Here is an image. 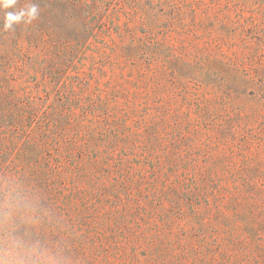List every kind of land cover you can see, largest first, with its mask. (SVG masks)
Returning a JSON list of instances; mask_svg holds the SVG:
<instances>
[{
  "label": "trees",
  "instance_id": "1",
  "mask_svg": "<svg viewBox=\"0 0 264 264\" xmlns=\"http://www.w3.org/2000/svg\"><path fill=\"white\" fill-rule=\"evenodd\" d=\"M29 2L39 4L40 15L16 49L53 41L57 24H77L78 45L98 30L135 42L138 15L162 22L185 14L182 0H17L13 11ZM254 30L256 39L240 45L222 37L224 46L239 49L229 56L221 45L219 55L264 106V18ZM145 32L152 36L154 28ZM156 60L141 66L142 76L157 70ZM8 65L0 64V177L18 178L38 196L46 211L32 226L35 235L65 242L80 264H264V179L254 154L241 163L202 152L181 156L161 138V132H183L171 126L170 109L139 116L136 102L94 100L70 91L67 82L43 96L42 82ZM181 118L179 124L188 121L200 132L201 120ZM146 180L151 188L142 190Z\"/></svg>",
  "mask_w": 264,
  "mask_h": 264
},
{
  "label": "rangeland",
  "instance_id": "2",
  "mask_svg": "<svg viewBox=\"0 0 264 264\" xmlns=\"http://www.w3.org/2000/svg\"><path fill=\"white\" fill-rule=\"evenodd\" d=\"M182 1L185 14L176 21L167 17L162 22L147 18L143 21L138 15L135 42L129 35L121 39L114 32L105 35L98 30L94 37L84 35L83 43L78 45L74 41L80 34L76 31L77 24H57L53 41L45 39L47 43L38 48L23 44L21 49L16 46L20 37L27 34L28 26L15 25L13 33L7 34L9 31L2 30L3 10H0V64H9L13 72L28 73L32 83L42 82L43 96L45 90L51 91L67 82L70 91L93 96L94 100L109 95L116 96L123 105L128 100L136 102L139 116L159 108L168 113L170 109L171 126H179L183 132H161V138H167L181 156L202 152L200 157L209 153L214 159L220 156L241 163L252 153L260 164L257 175L264 179V142L258 139H264V106L219 55L221 45L229 56L239 49L224 46L222 37L238 45L256 39L254 24L264 18V0H204L201 4ZM115 10L112 5L110 13ZM125 22L123 16L120 23ZM149 28H154L152 36L145 32ZM152 57L157 59L153 64L157 70L142 76L141 66H147ZM148 99L149 106L145 108L142 104ZM57 100L52 95L51 101ZM197 104L201 105V113L196 112ZM181 116L192 122L201 120L200 132H193L188 121L179 124ZM239 118L244 122L236 121ZM261 126L263 131L257 132ZM251 128L255 132H247ZM212 164L213 160H209L208 166ZM136 168L140 169L138 165ZM147 171L143 169L141 174L149 179L151 173ZM141 174L136 172L135 177L141 180ZM141 188L151 187L146 180ZM184 209L187 214L191 211L190 205ZM154 220L158 222L157 213Z\"/></svg>",
  "mask_w": 264,
  "mask_h": 264
},
{
  "label": "clouds",
  "instance_id": "3",
  "mask_svg": "<svg viewBox=\"0 0 264 264\" xmlns=\"http://www.w3.org/2000/svg\"><path fill=\"white\" fill-rule=\"evenodd\" d=\"M17 0H0L2 30L31 24L40 15V6L29 2L14 11ZM46 210L38 196L25 188L22 180L0 177V264H80L63 241L50 242L34 234L32 226Z\"/></svg>",
  "mask_w": 264,
  "mask_h": 264
}]
</instances>
